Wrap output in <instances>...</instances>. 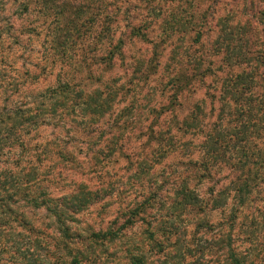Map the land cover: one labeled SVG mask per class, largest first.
<instances>
[{
	"label": "rangeland",
	"instance_id": "obj_1",
	"mask_svg": "<svg viewBox=\"0 0 264 264\" xmlns=\"http://www.w3.org/2000/svg\"><path fill=\"white\" fill-rule=\"evenodd\" d=\"M115 43L111 69L91 63ZM187 59L211 73L170 107V71L187 72ZM226 71L248 73L245 110L218 96ZM61 78L86 91L109 84L113 107L87 129L71 114L33 122ZM263 111L264 0H0V264L68 261L53 216L32 199L74 180L96 195L73 228L129 223L94 264H233L231 251L238 264H264Z\"/></svg>",
	"mask_w": 264,
	"mask_h": 264
},
{
	"label": "trees",
	"instance_id": "obj_2",
	"mask_svg": "<svg viewBox=\"0 0 264 264\" xmlns=\"http://www.w3.org/2000/svg\"><path fill=\"white\" fill-rule=\"evenodd\" d=\"M59 4L68 6V3L64 1H61ZM130 30L131 33L137 34L134 27H131ZM194 36H199L198 32L194 33ZM70 38L69 35H65L56 41L58 46H60V50L66 47L68 40H71ZM121 48V44L117 45L115 43L106 53L97 55L91 63L95 64L97 61L102 64L108 63L106 67L109 70L116 60L114 57L118 56L122 51ZM185 65L189 67L187 72H178V70L174 72L173 70L170 71L168 87L164 89L165 91L171 90L168 100L170 107L180 105L181 94L191 91L194 82L200 81L203 83L204 77H207L211 73V67H209V65H205L202 69L199 67L195 68V65L190 61L188 62V59ZM247 75L248 73L243 71L239 73L226 71L225 75L221 77L218 96L225 102L228 98H231L235 103L234 112L245 110V106L250 102L247 97L245 99L246 101L242 99L245 91H250L248 87L251 81H248ZM86 78H91L89 73ZM80 79H78V81H75V79L73 81L70 79H58L53 87L45 91L43 101L37 105V111L33 112V114L28 113V118H32L35 123H40L45 122L46 118L49 116V119L57 122L56 124H61L64 123L67 116L71 114L73 119L76 120L77 123H83L86 129L90 128L93 123H97V121L104 116L106 111H109L113 107L117 89L109 87V84H104L101 88L96 87L86 91L80 85L82 84ZM202 83H200V86ZM250 106L249 104L248 107ZM198 107L199 105H195L193 109L179 121L178 127L181 128L184 133L188 132L187 128H191L193 125L194 119L192 116H194V112H197L196 109ZM156 113H159V110L156 111ZM41 115L43 116L42 119L39 118ZM21 119H23L22 116ZM182 126L184 128H182ZM221 140L224 141L225 138ZM31 168L33 170L31 169L28 175L35 172L36 168L33 166H31ZM73 184L71 188L57 198L50 197L39 200L37 197H34L32 202L37 207L44 206L53 216L56 229L61 235L62 246L68 254V261H65V264H94L100 254L107 250V246H114L115 241H120L121 238L127 236L122 230H124L129 223L126 219V222L123 223L124 226L121 227L122 229L118 228L115 230L108 225L109 222L105 227L100 229H91L89 233L85 232L87 229H81L80 227V229L78 227L73 228L68 222H74L75 215L89 206L91 199L93 200V196L96 195L95 192L90 191L89 187L84 182L74 180ZM188 193L189 192H185L183 197L185 198ZM148 205H150V197L147 196L136 206L134 211L130 213V223H133L134 218H140V215L146 212ZM149 235L152 237L153 232H149ZM128 250L129 248H127L126 251ZM230 253L233 264H238L239 259L232 255V251ZM128 258L130 264H144L142 256L130 255Z\"/></svg>",
	"mask_w": 264,
	"mask_h": 264
}]
</instances>
